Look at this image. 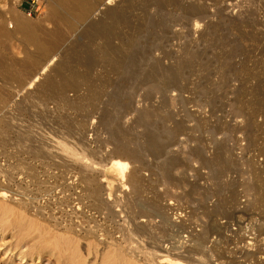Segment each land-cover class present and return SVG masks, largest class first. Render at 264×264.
<instances>
[{
  "label": "rangeland",
  "instance_id": "obj_1",
  "mask_svg": "<svg viewBox=\"0 0 264 264\" xmlns=\"http://www.w3.org/2000/svg\"><path fill=\"white\" fill-rule=\"evenodd\" d=\"M123 1L107 5L120 7L119 17L102 19L100 5L70 28L44 0H0V29L12 32L0 38V186L8 192L0 205L12 210L0 217V264H120L103 246L112 239L125 245L131 264L175 260L185 248L174 245L181 240L187 249L206 222L196 201L208 187L216 191L204 202L209 208L229 190L241 208L264 197V0H171L147 9L148 0L132 8ZM251 11V27L235 22ZM17 18L54 46L43 76L60 67L51 75L66 83L63 95L29 88L39 55ZM107 114L114 123L103 122ZM218 143L224 149L213 169L223 172L199 181L209 171L195 149L212 158ZM119 149L130 163L126 182L109 168ZM87 174L103 185L98 201L83 182ZM145 208L160 217H138ZM256 217L243 230L229 225L220 245L227 258L244 263L238 239L253 238L249 231L264 251Z\"/></svg>",
  "mask_w": 264,
  "mask_h": 264
},
{
  "label": "bare ground",
  "instance_id": "obj_2",
  "mask_svg": "<svg viewBox=\"0 0 264 264\" xmlns=\"http://www.w3.org/2000/svg\"><path fill=\"white\" fill-rule=\"evenodd\" d=\"M44 1H46V3H47V10L49 12V15L54 16L56 18V20L58 21L59 25L60 24H62V25L67 24L68 27H70V28L76 27L77 23L80 21L89 20L92 13L94 11H96L100 5L106 6L105 11L101 12L100 17L102 19L104 17L107 18V16H111V18L112 17H119V14H118L119 11L117 12V8H120V7H118V6L113 7V8L107 7L108 4L111 5L112 3L116 2L117 0H44ZM170 1L171 0H148L147 5H146V9L153 7L155 5H159V3L164 4V3H169ZM125 2H126V0L123 1L121 4H123ZM133 2H134V0H128V5H127L128 8L133 7ZM121 4L119 5V3H118L117 5L121 6ZM158 7H160V6H158ZM254 16H255V11H251L243 19L235 20V22H237L242 27H251L254 24V18H253ZM16 24H17V28L24 33V35L27 37L28 41L31 42L32 44H34L35 49L37 50L38 55H39L38 58H35V62H34L35 70L29 75V81L27 83L29 85V88L36 86L37 90L39 92H42V93H59L60 95H63L65 92L64 90L66 89L65 88L66 83L63 82L62 80H58L56 78V76H58V74L60 72L58 70L60 67H57L55 69L53 68V70L51 72V73L56 72L55 73L56 76L55 75L52 76L51 73L47 74L46 76H43V75H45L46 71L51 69L50 67L53 65L52 53H53L54 46L53 45L51 46V44L47 43L45 40L40 39L35 34L34 30L32 29V27L30 26V24L27 21L22 20L20 18H17ZM213 27H219V23H213ZM53 33L55 34V36H58V39H61L64 37V34H63L61 28H56L55 31H53ZM11 37H12V32L8 31L4 27L0 29V38L9 39ZM5 69L7 70V68H5ZM67 103L70 104L69 101ZM103 122H105L106 124H111V122L114 123V118L112 117V115L107 114V116H105V118L103 119ZM251 127H252L251 124L249 122H247L245 128L243 127L242 130L246 134L250 135V133L253 131V128H254V127L253 128H251ZM62 144L63 143L60 144L61 147H63V148L66 147V150H67V148L69 146H64ZM63 148H62V151H63ZM69 148H71V147H69ZM216 148H217L216 149L217 152L214 154V156L212 158H208L206 156H203V148L200 147L199 145H197V147L195 149L196 150V156L199 159H201V167L206 168L209 171L207 176L205 175V177L204 176H198L199 181L205 180L206 183H209L211 180L219 178V176L223 172L221 169L215 170V169H213V167H214L216 158L221 153V151L224 149V144L218 143ZM67 151H70V152H66V153H71V149H69ZM74 151L75 150H73L72 155L76 154V153H74ZM69 155H71V154H69ZM73 156H75V155H73ZM127 157L128 156L125 155L124 153L122 154V150L119 149V150H117V152L112 153L110 155V159H108V160H110L109 161L110 162L109 168L113 169L117 173L118 177L120 176L124 180L126 178L127 173L130 172V163L128 162ZM130 175H129V177H131ZM97 178H99V177H96V175L93 176L90 174L84 175V177H83V182L87 186L88 194L95 201H98L100 199L102 191H103V187H102L103 185L101 186L99 184V180ZM126 180H125V182H126ZM199 186H198V183H195L192 190H194L195 192L198 191ZM5 187L3 185L0 186V199H3V198L8 196V192L6 191L7 187L6 188ZM224 189H226V188H224ZM229 191H230V194H229ZM229 191H227V194H225L224 196L222 195V197L218 198L216 200L214 206L211 208L207 207V205L205 206V203H204L208 199V197L210 198V196L214 197L216 195V191L212 190L211 187H208L203 194H200V199H197L196 202L197 203L199 202L198 205L201 208H203V212L201 214V217L202 218L204 217L206 222L203 223V225L200 224V225H202L201 230H199L198 232H197V230H196V232L192 231V232H195L194 234L190 233V234H192L191 239L189 240L190 246H188L187 249H186V247L182 246L183 244H182L181 240H180L181 243L178 242V244L176 243L177 245L175 244L173 247L174 250H176V249L180 250L182 248L183 249L185 248V250H183L182 253H187V255L189 256V259L187 258V260H189L190 264H214V262H212V260H214L215 262H218L216 264H241L242 262L239 263V262L235 261L236 259H232L231 258L232 256H230L231 259H229V257L227 258L226 255L224 254L225 252L223 253L221 251L223 249V247H221L220 245L223 244L225 242V240H227V239H225L226 237H224L225 231L228 230L229 225L231 223H237L240 230H243L244 227H242V225L244 224V222H247L249 224L250 222H253V220H254L253 218L256 216H260V220L264 224V211L262 209V207L264 206V197L263 196H259V195H257L256 197L253 196L254 199L253 200L251 199L253 206L251 208L249 207V209L246 206L241 208L239 205H237L235 203V198H234L235 193L233 191L231 193V190H229ZM217 193H218V191H217ZM198 196H199V194H198ZM149 204L151 205L152 208H154V207L156 208L157 205H159V204H157L156 200L154 201L153 204H151V203H149ZM221 204L226 205L225 206L226 208L225 209L219 208V206ZM198 205H196L197 208H195V209H198ZM143 207H141V208H143ZM153 210L151 212L149 210H146V208H145L142 210V212H139V214L138 215L136 214V215L138 217H146V218H153L154 216H157V215L159 216V214ZM11 211L12 210L9 207L0 205V217H1V215H6V214L10 213ZM194 213H196V212H194ZM196 217H198V216H196ZM165 218H167V217H165ZM219 219H227V224H225V225H222L223 223L220 224ZM165 222L168 223L169 220L165 219ZM164 225H165V223H164ZM168 226H169V223H168ZM170 227H172V229H174L178 226L170 223ZM145 228L146 227H141L140 229H145ZM247 228L248 227H246V229ZM179 229L177 231H179ZM181 230H183V228H181ZM172 232H173V230H172ZM251 232L252 231H249L246 233L249 234V235H247L248 237L250 235H252L253 238H248V240H247V237H246V239L241 237L238 239L239 243H244L243 244L244 247L242 249H244V250L246 249L245 251H241V248H240V251L238 253H240L241 256H238V257L243 259L244 263L253 262V264H255V263L264 264V261L261 260V258L260 259L257 258V255L264 256V251L261 249L258 250L259 248H257V246H255V244L257 245L256 241L258 240L259 235H256L253 232H252L253 233L252 234ZM178 234H176V236ZM172 235H173V233H172ZM178 237H179V235H178ZM172 238H173V236H172ZM211 238H214V240L213 241L210 240ZM210 241H212V245L207 246ZM104 242L105 241H103L102 243H104ZM175 242H177V241H175ZM106 245H109L108 247H113L114 255L117 258L122 260V261H120V264H131V260H133V259L130 258L131 259L130 260L129 258H127L128 257L127 256L128 253L126 252L127 249H126L125 245H123L120 241L112 239L111 242H105L103 246H106ZM249 248H251L252 251L254 250V248H256L254 250L255 253L252 251L250 252ZM139 251L142 254V256L147 254L144 251H141V250H139ZM181 254H179V256L175 260H173V259L171 260V259L167 258V256L163 257V259L161 258L159 264H186V263L180 261V259H182ZM232 255H233V253H232ZM235 258H236V256H235ZM262 259H264V258H262ZM249 263H247V264H249Z\"/></svg>",
  "mask_w": 264,
  "mask_h": 264
}]
</instances>
